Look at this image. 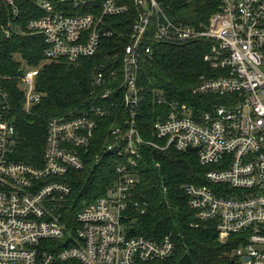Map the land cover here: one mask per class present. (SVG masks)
Wrapping results in <instances>:
<instances>
[{
  "label": "built area",
  "instance_id": "1",
  "mask_svg": "<svg viewBox=\"0 0 264 264\" xmlns=\"http://www.w3.org/2000/svg\"><path fill=\"white\" fill-rule=\"evenodd\" d=\"M131 1L138 18L120 62L101 63L93 74L94 88L109 86L93 98L105 100L122 90L127 116L123 126L107 130L111 141L96 155L91 152L98 121L109 117L113 104L48 119L40 167L13 160L16 114L30 113L42 98L38 69L18 71L21 107L0 86V264H170L176 251L170 233L158 239L139 236L136 229L130 233L134 217L148 207L138 195L146 146L196 148L192 152L207 171L204 185L183 187L197 217L193 225L211 224L222 245L233 238L228 264H264V0H210L215 9L198 24L174 21L155 0ZM89 6L92 12L81 11ZM127 9L119 0H0V38L40 36L45 59L76 63L94 56L101 39L112 36L102 28L104 17ZM188 42L206 44L203 61L212 73L200 78L192 94L223 100L194 117L192 107L160 97L157 103L168 109L151 124L162 141L158 146L142 138L136 123L143 100L138 62L152 54L150 43ZM101 164H110L113 178L99 196L86 198L74 175L85 169L91 174Z\"/></svg>",
  "mask_w": 264,
  "mask_h": 264
},
{
  "label": "trees",
  "instance_id": "2",
  "mask_svg": "<svg viewBox=\"0 0 264 264\" xmlns=\"http://www.w3.org/2000/svg\"><path fill=\"white\" fill-rule=\"evenodd\" d=\"M98 1L93 0V3ZM155 1L163 5L167 16L174 21H191V24L206 22L215 9L210 0H200L187 5L182 0ZM119 3L128 7L127 12L104 17L102 21V28L113 33L112 36L101 39L94 56L83 58L76 63L45 59L40 36L22 35L6 40L0 38V86L11 98L17 97L18 107H21L22 96L15 81L19 75L18 71L24 66L36 68V90L42 96L39 104L31 107L30 113L16 114L14 127L17 136L11 154L16 162L38 167L42 165L46 123L54 116L82 110L86 106L108 107L113 104L109 117L98 121L99 128L95 133L92 155L99 153L100 149L111 141L106 135L111 126H123L122 121L127 116V110L122 105V90H115L113 97L105 100L93 98L109 87L104 85L98 89L94 88V69L101 63L120 62L124 47L130 42L132 26L138 18L136 7L131 0H119ZM23 5L25 8L31 6L28 3ZM81 11L93 10L89 6ZM97 12L99 9L94 11L95 14ZM26 14L22 11L21 17L25 19ZM150 47L152 54H143L138 62L137 86L143 100L138 107L136 123L142 138L160 146L162 141L159 142L151 131V124L156 117L168 109L166 104L157 103L160 97L165 98L167 103L177 101L192 107L194 117L212 110L214 105L222 102L223 97L192 94L191 90L198 85L200 78L212 74L209 65L203 61L207 51L204 42L150 43ZM117 86L118 82H115L111 89L114 90ZM143 162L138 167V195L148 202V207L144 215L134 217L132 226L137 235L158 239L170 233L176 244L175 254L169 260L170 264H228L229 258L226 254L233 247V238L230 237L227 243L222 245L217 241V232L211 224L195 227L193 224L197 222L196 214L186 205L187 198L183 187L192 183L205 184L203 175L207 169L199 165L196 152L177 151L173 148L158 150L146 146L143 149ZM92 170L91 174L85 169L74 175V186L80 191L85 189L86 198L99 196L113 178L110 164H101Z\"/></svg>",
  "mask_w": 264,
  "mask_h": 264
},
{
  "label": "water",
  "instance_id": "3",
  "mask_svg": "<svg viewBox=\"0 0 264 264\" xmlns=\"http://www.w3.org/2000/svg\"><path fill=\"white\" fill-rule=\"evenodd\" d=\"M194 150H196V148H193V147L186 149L187 152H191V151H194ZM134 231H135V229H131L130 233H133Z\"/></svg>",
  "mask_w": 264,
  "mask_h": 264
},
{
  "label": "rangeland",
  "instance_id": "4",
  "mask_svg": "<svg viewBox=\"0 0 264 264\" xmlns=\"http://www.w3.org/2000/svg\"><path fill=\"white\" fill-rule=\"evenodd\" d=\"M23 68H24V69H29V67H26V66H24ZM98 132H99V131H98Z\"/></svg>",
  "mask_w": 264,
  "mask_h": 264
}]
</instances>
